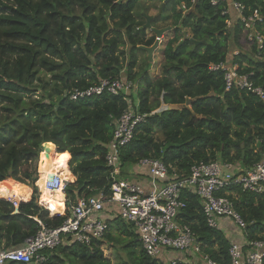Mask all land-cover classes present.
<instances>
[{
	"label": "trees",
	"instance_id": "obj_1",
	"mask_svg": "<svg viewBox=\"0 0 264 264\" xmlns=\"http://www.w3.org/2000/svg\"><path fill=\"white\" fill-rule=\"evenodd\" d=\"M118 1L0 0V185L27 192L17 214L14 204L0 199V249L20 247L35 236V219L54 229L69 214L50 217L38 202L34 184L46 142L57 147L59 167L66 169L69 162L76 179L65 190L67 209L100 191L110 195L105 154L114 122L128 103L124 94L69 99L73 90L102 80L124 79L136 85L130 103L135 108L137 102L145 116L120 151L124 177L132 167L134 174H141L137 163L145 158L162 161L169 174L179 178L202 161L249 168L260 160L264 99L236 88L226 92L223 72L209 67L227 63L264 90V0H238L246 15L257 11L261 18L253 30L263 37V47L252 43L250 51L240 49L243 25L234 12L235 19L223 14L224 3L158 0L161 6L150 25L171 24L164 28L153 61L146 57L139 73L137 53L146 52L138 41L149 17L139 2L155 0ZM231 19L230 28L226 21ZM218 195L226 196L246 223L244 231L235 229L238 240L208 227L200 200L188 192L178 221L191 228L203 254L218 264H231L230 242L264 238V203L238 186ZM106 213L108 207L101 217ZM108 221L102 241L61 246L47 254L44 264H112L101 247L105 240L120 244L121 235L127 241L122 246L127 260L119 264H164L144 254L137 235L118 215Z\"/></svg>",
	"mask_w": 264,
	"mask_h": 264
},
{
	"label": "built area",
	"instance_id": "obj_2",
	"mask_svg": "<svg viewBox=\"0 0 264 264\" xmlns=\"http://www.w3.org/2000/svg\"><path fill=\"white\" fill-rule=\"evenodd\" d=\"M194 1V0H192ZM224 3L223 14L234 12L243 25V32L248 40L263 47V37L254 32V24L261 22L257 11L245 14V6L238 0H211V5ZM182 9H185L182 6ZM227 26L230 20L226 21ZM159 42L160 38L155 37ZM211 71L223 72L225 91L233 88L264 99V90L254 86L247 75H240L236 67L227 63L212 65ZM136 85L124 79L102 80L97 86L69 93L71 101L96 98L104 93L124 94L128 107L114 122L112 138L107 145L105 163L109 170L110 195L102 191L66 208L69 211L63 223L54 229L45 227L35 219L39 226L35 236L27 239L20 247L0 250V264H44L47 254L61 246L80 244L90 246L93 241H102L108 232V221L101 217L107 205H116L118 217L131 226L137 235L142 251L152 259L160 260L165 253L177 252L183 259L192 256L194 264H218L208 255L203 254L197 238L188 225L181 224L178 216L185 208L184 192L195 195L201 203L202 214L208 227L221 231L220 222L226 221L238 231L246 228V223L233 203L226 196H219L225 189L238 186L243 192L259 196L264 203V150H260V160L249 168L219 160L194 164L187 176L170 175L167 167L158 159L139 160L137 167L141 174L123 176L120 151L129 144L137 126L145 122V116L131 106L129 96ZM145 173V174H144ZM142 178L143 184L130 179ZM69 182L64 181L59 173L44 181V189L51 193L66 195ZM67 200V199H66ZM17 206L16 203H13ZM44 208V206H42ZM45 209V208H44ZM59 216V215H58ZM65 216V214H62ZM229 258L231 264H264V238L248 242H230ZM161 261V260H160ZM182 263L181 258L170 259L166 264Z\"/></svg>",
	"mask_w": 264,
	"mask_h": 264
},
{
	"label": "rangeland",
	"instance_id": "obj_3",
	"mask_svg": "<svg viewBox=\"0 0 264 264\" xmlns=\"http://www.w3.org/2000/svg\"><path fill=\"white\" fill-rule=\"evenodd\" d=\"M140 3V6L142 7V8H145V11L146 12H150V11H152V10H154L155 11V14H157V12H158V9L160 8V6H161V2L160 1H158V0H155V1H153V2H139ZM140 7V8H141ZM232 24H233V22L231 21L230 22V25L228 26V27H230L231 28V26H232ZM156 25V23L154 22V26ZM152 27V26H151ZM153 28V27H152ZM162 29H164V28H161L160 30H162ZM139 32V31H138ZM149 32V34L151 35V37L153 38V35H152V33L150 32V30L149 31H146V33H148ZM154 34V33H153ZM156 37V36H155ZM155 41H156V39H155ZM252 43H254V42H252V41H250V40H248V37L246 36V35H244V32H242V33H240V38H239V47H240V49L241 50H245V51H250V49L252 48ZM237 53V52H236ZM235 53V54H236ZM142 56V58L141 59H139L140 57L139 56ZM137 56H138V60H139V64H138V67L136 68V71L139 73V72H141L142 70H143V68H144V66H145V62H146V57H147V53L145 54V53H143V52H138L137 53ZM138 82H141V81H138ZM140 86H139V84L137 85V88H139ZM135 89V88H134ZM40 92L38 91L37 93H36V95L37 94H39ZM131 95H133V90H132V92H131ZM35 97V96H34ZM134 96H132V98H133ZM134 99V98H133ZM137 103V102H136ZM160 137V135H157V138H159ZM161 138V137H160ZM47 147H49L50 148V152L49 153H45V152H42L41 154H40V163L38 162V164H39V166L41 165V163H42V159H43V157H44V154L45 155H47V156H49L51 159L53 158V155L55 154V158H54V162H55V164H57L58 165V160H59V152H58V149H57V147L56 146H54V147H52L50 144L49 145H47ZM257 148V147H256ZM71 158V157H70ZM70 161V160H69ZM64 168H66L69 172H70V170H69V162H68V167H64ZM71 173V172H70ZM37 174H38V178H39V170H38V166H37ZM4 185H6V184H4ZM9 186V185H8ZM34 186H35V188L37 189V196H39V194H40V189L41 188H39L37 185H36V183L34 184ZM10 188H12V186H9ZM41 187V186H40ZM30 189H31V194H32V192H33V194H34V191H33V188L32 187H29ZM16 189H19V190H22L21 188H16ZM23 192H25L24 190H22ZM64 199V198H63ZM18 201H21V199L20 200H17V202ZM67 212V211H66ZM49 216L50 217H52V215L50 214V212H49ZM53 216H56V215H53ZM114 235H117V234H114ZM115 237H118V236H115ZM120 238V240H122L121 241V243L120 244H115V243H113V242H108V241H104L105 243H104V245L101 247L102 248V251H103V254H104V256L106 257V258H108L109 260H110V262L112 263V264H119V263H122V262H125L126 260H127V258H126V252H125V250L122 248V246L124 245V244H126L127 243V241L122 237V235L119 237ZM119 240V241H120ZM173 253H177V252H173Z\"/></svg>",
	"mask_w": 264,
	"mask_h": 264
},
{
	"label": "crops",
	"instance_id": "obj_4",
	"mask_svg": "<svg viewBox=\"0 0 264 264\" xmlns=\"http://www.w3.org/2000/svg\"><path fill=\"white\" fill-rule=\"evenodd\" d=\"M148 15H149V18H151L152 19V17H154L156 14H155V11L154 10H152V11H150L149 13H148ZM236 18V16H235V14L234 13H232L231 14V18ZM231 21H232V19H231ZM230 21V22H231ZM152 22V21H151ZM150 22V23H151ZM233 22V21H232ZM171 24V22L170 21H165L164 23H158V24H156L155 26H152L153 28H155V29H157V30H160L161 28H166V27H168L167 25H170ZM144 28V27H143ZM140 29V28H139ZM143 30H145V33L143 34V35H141L140 37H139V43H138V47H151L153 44H154V42H155V35L152 33V35H153V38L151 37V35L149 34V32L148 33H146V31H149V30H147V29H143ZM144 51V50H143ZM236 52H234V54H235ZM140 58L139 59H141L142 58V56L140 55L139 56ZM54 156H55V154H54ZM133 168V167H132ZM132 168H129V171L131 172V173H133L134 171H135V168L134 169H132ZM130 172H128V174L126 175L127 177L126 178H128V175H129V173ZM130 173V174H131ZM134 173H136V172H134ZM133 173V174H134ZM71 174V173H70ZM73 181H71L72 183L73 182H75V178L73 177ZM130 179H133V180H135L136 179V181H139L141 184H143V181H142V178H140L139 176L138 177H136V178H133V176L131 175V178ZM36 185H37V183H36ZM38 186V185H37ZM39 187V186H38ZM12 189H16V188H14V187H12ZM22 189V188H21ZM19 190V189H18ZM23 190V189H22ZM22 190H19V191H22ZM22 193H24V196L22 197V196H17L16 197V199L15 200H6V201H9L10 203H12V202H14V201H16L17 202V200H20L21 199V201H18L17 203L18 204H20V203H24L25 202V200H26V197H27V192L25 191V192H23L22 191ZM1 199V198H0ZM2 200H4V199H2ZM38 202H39V204L41 205V206H44L42 203H41V200H40V194H39V196H38ZM64 203V202H63ZM13 204V203H12ZM107 207H108V209H109V211H110V214L109 213H106V215L104 216V219L105 220H107L108 221V218H109V220H111L115 215H118V209H117V206L116 205H112V204H110V205H107ZM15 208H17V206H15ZM45 208V207H44ZM45 210H47L46 208H45ZM48 212H50L49 210H47ZM107 211V210H106ZM66 213V210H65V207H64V204L62 205V206H60V208H56V216L57 215H59V216H62V214H65ZM52 215V214H51ZM52 217H53V215H52ZM109 222V221H108ZM220 225H221V227H222V229H223V231L226 233V235H228V237H229V239H231V241H236V240H238V238L236 237V231H235V228L232 226V224H230V223H228V222H226V221H221L220 222ZM12 248V247H11ZM8 249H10V248H8ZM0 250H4V249H0ZM174 258H181V260H182V263H186V264H191V263H193V259H192V256H189V257H187V258H185V259H183V256L182 255H180L179 253H173V252H168V253H165V255L164 256H162L161 257V261L164 263V264H166V262L168 261V260H170V259H174Z\"/></svg>",
	"mask_w": 264,
	"mask_h": 264
},
{
	"label": "bare ground",
	"instance_id": "obj_5",
	"mask_svg": "<svg viewBox=\"0 0 264 264\" xmlns=\"http://www.w3.org/2000/svg\"><path fill=\"white\" fill-rule=\"evenodd\" d=\"M55 146V145H54ZM55 156L51 159L49 156L44 154L41 165L38 167L39 178L37 185L40 189V200L44 207L50 211V214L56 215V208H60L64 203V195L61 193H51L44 189V181L50 178L53 174L59 173L64 181H73V176L68 170L60 168L59 165L54 162ZM41 186V187H40ZM17 196H24L22 191L18 189H12L8 185H0V198L4 200H15ZM54 217V216H53Z\"/></svg>",
	"mask_w": 264,
	"mask_h": 264
},
{
	"label": "water",
	"instance_id": "obj_6",
	"mask_svg": "<svg viewBox=\"0 0 264 264\" xmlns=\"http://www.w3.org/2000/svg\"><path fill=\"white\" fill-rule=\"evenodd\" d=\"M121 1H123V0H119L118 1V3H121ZM167 1V0H166ZM150 22H151V18H147L146 19V23H145V25H144V29H147V30H150L151 32H153L154 33V35L157 37V38H160L161 36H162V34H163V31H164V29H162V30H157V29H155V28H152L151 27V25H150ZM157 45H158V42L157 41H155L154 42V44L151 46V47H140L142 50H144L146 53H147V57H148V61L151 63L152 61H153V52H154V50L156 49V47H157ZM47 145H49V143H44L43 144V152H45V153H49L50 152V148L49 147H47ZM40 175V174H39ZM70 183H72V182H70ZM66 195L64 196V200L66 201ZM12 203H16L17 204V208H15V210H14V212H13V214H17L18 213V203L16 202V201H14V202H12ZM58 216V215H57Z\"/></svg>",
	"mask_w": 264,
	"mask_h": 264
}]
</instances>
